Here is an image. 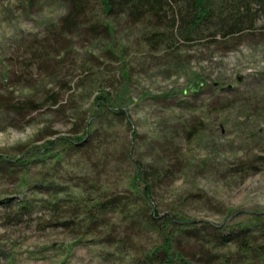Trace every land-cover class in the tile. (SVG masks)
Instances as JSON below:
<instances>
[{"label": "rangeland", "instance_id": "1", "mask_svg": "<svg viewBox=\"0 0 264 264\" xmlns=\"http://www.w3.org/2000/svg\"><path fill=\"white\" fill-rule=\"evenodd\" d=\"M67 10L66 0H0V159L29 162H0V204L9 202L8 209L0 206V264H141L140 253L159 242L155 233L136 239V229L121 234L132 238L131 248L121 251L108 247L104 234L73 237L48 210L76 192L67 182L49 185L45 174L53 177L55 161L41 164L36 153L72 137L74 125L91 119L96 92L89 83L94 73L107 79V62L93 61L92 38L84 30L61 38L58 46L51 39ZM97 15L88 13L89 25L100 20ZM107 22L109 44L123 52L119 63L127 71L129 95L124 109L139 139L137 158L174 172L158 182L155 207L227 232L251 226L252 236L262 237L264 18L257 15L248 30L226 39L166 43L155 50L145 44L153 28L129 27L123 15ZM51 91L60 96L58 106L43 105L30 115L12 111L13 104L43 101ZM101 117L99 126L119 139L117 121ZM22 204L26 210L19 209Z\"/></svg>", "mask_w": 264, "mask_h": 264}, {"label": "trees", "instance_id": "2", "mask_svg": "<svg viewBox=\"0 0 264 264\" xmlns=\"http://www.w3.org/2000/svg\"><path fill=\"white\" fill-rule=\"evenodd\" d=\"M66 2L68 10L60 20L58 34L52 33L51 39L57 44L61 38L84 30L92 38L91 58L95 63L106 61L108 67L107 79H104L102 72L94 73L89 83L96 92L91 119L83 121L78 129L74 125L72 137L48 142L42 154L36 153L41 157V164L48 160L55 161L53 177L45 174V178H49V185L56 186V181L62 184L67 182L76 192L73 197L61 198L48 208L55 219V225L73 237L104 234L103 242L121 251L131 248L132 243L131 237L125 239L121 234L127 237L136 229L133 235L136 239L145 231L153 232L159 242L149 252L140 253L141 264H264V245L257 244L259 241L264 244V230L259 232L262 237L255 238L251 234V226L237 232H227L209 223L191 222L175 209H167V212L161 214L155 207L154 192L158 182L168 179L174 172L166 168L154 169L152 159L141 161L137 158L135 150L139 139L133 131L131 117L124 109L125 98L129 95L125 83L127 71L119 63L123 52L122 48L109 44L112 29L107 22L123 15L129 19V27L146 25L153 28L154 33L145 38V44L155 50L166 43L181 41L190 44L197 40L226 39L241 34L251 27L257 15L264 18V0ZM250 6H256L257 9ZM93 12L98 14L100 20L89 25L87 15ZM101 42L106 44L102 52L98 53ZM61 54L58 52L56 56ZM117 73L120 79L116 78ZM127 100L130 101V98ZM59 103V94L51 91L43 101L17 102L11 108L14 113L30 115L43 105L56 107ZM101 116L117 121L113 128L121 130L119 139H116V133H110L108 128L104 130L103 126H99L97 120ZM193 133L191 131L189 135ZM64 159L69 163L66 162L68 171L65 172L62 167ZM0 162L13 164L10 166L29 163L21 159L5 161L2 158ZM43 182L39 180L38 184ZM8 203H1L0 206L8 209ZM26 208V204L19 205L20 210ZM120 226L124 227V231H121ZM187 241L195 246L193 252H190L192 245Z\"/></svg>", "mask_w": 264, "mask_h": 264}, {"label": "water", "instance_id": "3", "mask_svg": "<svg viewBox=\"0 0 264 264\" xmlns=\"http://www.w3.org/2000/svg\"><path fill=\"white\" fill-rule=\"evenodd\" d=\"M143 192H144V190H143Z\"/></svg>", "mask_w": 264, "mask_h": 264}]
</instances>
